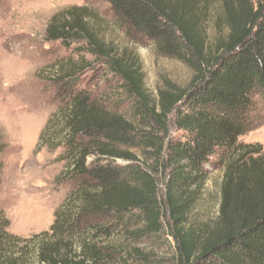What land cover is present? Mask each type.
Instances as JSON below:
<instances>
[{"label": "trees", "instance_id": "trees-1", "mask_svg": "<svg viewBox=\"0 0 264 264\" xmlns=\"http://www.w3.org/2000/svg\"><path fill=\"white\" fill-rule=\"evenodd\" d=\"M103 1L128 31L154 42L162 56L188 66L194 77L186 89L161 90L156 103L135 61L91 28V9L54 16L49 40L84 43L104 61L136 101L140 125L78 89L80 66L65 72L58 81L66 103L49 125L58 128L56 148H65L67 162L60 178L72 190L51 229L30 239L11 235L0 210V264H27L28 256L39 264H108L117 252L103 235L130 232L137 216L144 227L132 236L157 235L164 208L180 264H264V148L240 141L264 124V0H220L217 20L227 34L214 48L204 30L208 0ZM135 151L167 171L164 205L155 177ZM214 162L223 169L217 222L190 226ZM2 169L0 162V177Z\"/></svg>", "mask_w": 264, "mask_h": 264}, {"label": "rangeland", "instance_id": "rangeland-1", "mask_svg": "<svg viewBox=\"0 0 264 264\" xmlns=\"http://www.w3.org/2000/svg\"><path fill=\"white\" fill-rule=\"evenodd\" d=\"M207 5L205 37L214 48L218 39L226 36L227 27L218 24L220 0H208ZM80 7L91 9L88 23L105 43L113 46L117 54L135 61L152 101L159 102L161 90L186 89L194 77L188 66L162 56L154 42L128 31L103 0H0V131L3 145L0 210L10 221L9 233L20 239L48 232L72 190V186L60 178L67 162L65 148H56L58 128L49 125L66 103L64 86L58 81L65 72L80 66L78 89L87 91L107 108L140 125L135 118L136 101L127 95L123 82L108 70L104 61L93 58L84 43L68 46L49 40L47 30L52 18ZM261 111L264 116V108ZM169 129L172 134L176 133L173 116ZM240 141L260 144L264 148V124ZM134 153L143 164L142 168L147 167L155 177L159 199L164 205L167 171L151 160L152 156ZM115 163L126 165L129 162L117 160ZM207 169V181L189 216L190 226L202 227L217 222L223 169L216 162ZM113 224L119 223L114 221ZM170 225L168 210L164 208L163 228L157 235L132 236L133 231L144 227L139 216L132 221L130 232L118 229L111 235H103L101 240L115 246L117 252L108 264H180ZM23 245L20 243V247ZM28 258L27 264H39L33 257Z\"/></svg>", "mask_w": 264, "mask_h": 264}]
</instances>
